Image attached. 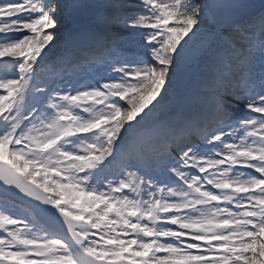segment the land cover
Wrapping results in <instances>:
<instances>
[{
    "label": "snow or ice",
    "instance_id": "snow-or-ice-1",
    "mask_svg": "<svg viewBox=\"0 0 264 264\" xmlns=\"http://www.w3.org/2000/svg\"><path fill=\"white\" fill-rule=\"evenodd\" d=\"M0 264H264V0H0Z\"/></svg>",
    "mask_w": 264,
    "mask_h": 264
},
{
    "label": "bare ground",
    "instance_id": "bare-ground-1",
    "mask_svg": "<svg viewBox=\"0 0 264 264\" xmlns=\"http://www.w3.org/2000/svg\"><path fill=\"white\" fill-rule=\"evenodd\" d=\"M123 47L128 48L129 45H125V44H124ZM194 90H195V89H194ZM194 90L190 89V90L188 91V93L186 94L187 98H192V97H191V96H192V92H195V93H196V91H194ZM197 94H198V92H197ZM197 94H196V95H197ZM179 95L181 96L182 93L179 94ZM183 95H184V94H183ZM183 95H182V97H183ZM181 101H182V100H181L177 95H170V96L168 97V99H167L166 102H162V106H161V111H162V113L166 116V115H168L167 112L169 113V111H172L173 109H175L176 111H177V110H178V111L186 110V106H187V105L183 106V104L180 103ZM191 101H192V100L189 99V100H187L185 103H186V104H191V103H190ZM170 109H171V110H170Z\"/></svg>",
    "mask_w": 264,
    "mask_h": 264
},
{
    "label": "rangeland",
    "instance_id": "rangeland-1",
    "mask_svg": "<svg viewBox=\"0 0 264 264\" xmlns=\"http://www.w3.org/2000/svg\"><path fill=\"white\" fill-rule=\"evenodd\" d=\"M125 45H127V44H125ZM190 89H192V90H194V91H196V93L195 92H192V98H187V96H186V94L188 93V91L190 90ZM197 92H198V85L196 84V83H193V84H191V86H190V88L189 89H186L183 93H182V95H183V99H181L182 101L180 102L181 104H183V106H185V105H187L186 106V110H188V109H191V107L194 105V102H195V100H196V97H197ZM181 95V96H182ZM189 99H191L192 101L190 102L191 104H186L185 102L187 101V100H189ZM171 110V109H170ZM180 111H176L175 109H173L172 111H169V113L167 112V114L168 115H166V116H173V115H175V114H177V113H179Z\"/></svg>",
    "mask_w": 264,
    "mask_h": 264
},
{
    "label": "water",
    "instance_id": "water-1",
    "mask_svg": "<svg viewBox=\"0 0 264 264\" xmlns=\"http://www.w3.org/2000/svg\"><path fill=\"white\" fill-rule=\"evenodd\" d=\"M255 2L258 4L259 3V0H255Z\"/></svg>",
    "mask_w": 264,
    "mask_h": 264
}]
</instances>
